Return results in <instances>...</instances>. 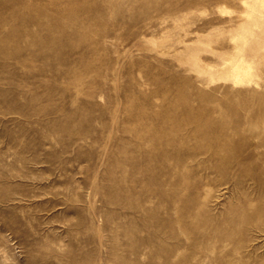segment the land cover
<instances>
[{"label":"rangeland","instance_id":"rangeland-1","mask_svg":"<svg viewBox=\"0 0 264 264\" xmlns=\"http://www.w3.org/2000/svg\"><path fill=\"white\" fill-rule=\"evenodd\" d=\"M0 264H264V0H0Z\"/></svg>","mask_w":264,"mask_h":264},{"label":"bare ground","instance_id":"bare-ground-1","mask_svg":"<svg viewBox=\"0 0 264 264\" xmlns=\"http://www.w3.org/2000/svg\"><path fill=\"white\" fill-rule=\"evenodd\" d=\"M77 15V14H76Z\"/></svg>","mask_w":264,"mask_h":264}]
</instances>
